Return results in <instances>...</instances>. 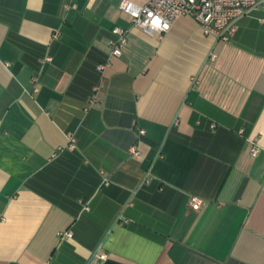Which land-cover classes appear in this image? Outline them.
I'll list each match as a JSON object with an SVG mask.
<instances>
[{"label":"crops","instance_id":"obj_1","mask_svg":"<svg viewBox=\"0 0 264 264\" xmlns=\"http://www.w3.org/2000/svg\"><path fill=\"white\" fill-rule=\"evenodd\" d=\"M122 1L0 0V264H264V7L223 42Z\"/></svg>","mask_w":264,"mask_h":264},{"label":"built area","instance_id":"obj_2","mask_svg":"<svg viewBox=\"0 0 264 264\" xmlns=\"http://www.w3.org/2000/svg\"><path fill=\"white\" fill-rule=\"evenodd\" d=\"M264 7V0H149L138 5L131 1L123 0L120 9L130 17L132 26L142 29L150 34L162 36L170 29L171 24L181 16H190L199 25L203 33L217 41L228 42L237 31V22L256 10ZM115 38L111 41V56L118 57L122 48L127 44V31L120 27L112 30ZM214 58V55H211ZM104 66H99L103 69ZM35 84L36 78L32 79ZM34 91H37L34 88ZM143 134V131H140ZM69 148L74 147V137H68ZM132 154L137 155L136 148ZM259 148L253 146L251 154L255 156ZM198 199H192L191 207L198 209ZM87 210V207H85ZM71 231L58 233L59 240L71 237ZM101 259L104 256H100Z\"/></svg>","mask_w":264,"mask_h":264}]
</instances>
